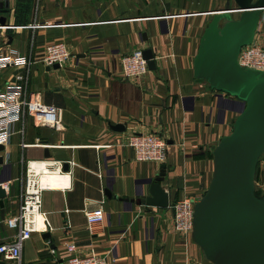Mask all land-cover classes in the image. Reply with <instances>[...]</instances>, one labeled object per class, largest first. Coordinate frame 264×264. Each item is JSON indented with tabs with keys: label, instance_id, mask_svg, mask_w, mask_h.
<instances>
[{
	"label": "crops",
	"instance_id": "0c3cea01",
	"mask_svg": "<svg viewBox=\"0 0 264 264\" xmlns=\"http://www.w3.org/2000/svg\"><path fill=\"white\" fill-rule=\"evenodd\" d=\"M7 1V11L0 10L1 53L17 52L31 64L0 70V91L21 84L25 96L40 94L43 104L60 110V127H35L29 117L11 126L0 151V184L7 185L0 198V244L15 239L5 221L18 213L26 166L72 162L62 166L70 172V190L41 197L49 237L33 234L23 244L20 264H62L71 243L79 256L92 252L109 264H211L191 236L174 230L172 205L197 202L206 193L212 152L244 108L193 75L200 38L228 0ZM230 6L237 9L232 0ZM253 42L264 45V11ZM54 43H63L70 56L61 68L47 70L43 51ZM146 49L154 70L124 80L121 58ZM117 125L122 132L113 131ZM132 133L166 140L164 163L137 162L126 144ZM161 165L166 175L160 186L169 194V207L137 204L149 196L148 182ZM254 184L264 192L263 170ZM98 208L103 222L90 234L85 212Z\"/></svg>",
	"mask_w": 264,
	"mask_h": 264
},
{
	"label": "water",
	"instance_id": "95a60500",
	"mask_svg": "<svg viewBox=\"0 0 264 264\" xmlns=\"http://www.w3.org/2000/svg\"><path fill=\"white\" fill-rule=\"evenodd\" d=\"M230 1L205 28L193 60V75L211 90L242 102L244 108L231 133L221 138L212 152V175L206 193L194 204L191 239L211 264H264V197L257 198L254 187L257 164L264 152V73L237 64L241 48L253 43L264 0H232L239 12L236 20ZM7 9L5 0L0 10ZM222 20L226 22L222 24ZM0 24L5 26V18H0ZM142 56L148 70H154L151 50H143ZM112 129L122 132L123 126ZM3 149L0 146V151ZM44 155L47 157L46 151ZM63 168L67 169L66 164ZM165 175L166 167L161 165L157 176L148 182L149 196L137 204L169 207V194L160 186ZM48 237V233L42 236Z\"/></svg>",
	"mask_w": 264,
	"mask_h": 264
},
{
	"label": "built area",
	"instance_id": "2783aa9c",
	"mask_svg": "<svg viewBox=\"0 0 264 264\" xmlns=\"http://www.w3.org/2000/svg\"><path fill=\"white\" fill-rule=\"evenodd\" d=\"M4 0H0V4ZM69 52L63 43L47 45L43 51L41 63L52 68L58 65L60 68L69 59ZM31 64L17 52L1 53L0 70L8 68H26ZM237 64L239 67L264 73V45L254 42L241 48ZM148 72L147 60L142 56V51L136 50L120 60V74L124 80H138ZM16 81L22 82L23 76H16ZM21 84H7L0 91V146H6L11 135V126L18 123L24 117H29L35 127H43L58 130L60 127V110L54 106L42 103L40 94L27 97L24 95ZM127 146L132 150L134 159L140 163L162 164L166 160L169 146L163 138L156 134L132 133L127 139ZM99 149V146H96ZM63 163L68 166L72 162L46 161L40 163L38 170L33 168L32 163L26 166L24 177V189L20 196L18 213L8 218L6 226L16 232L12 243L0 244V261L20 264L23 244L33 234H44L51 230L50 224L42 211V194L50 190L67 191L71 188L70 172L62 169ZM52 167H55L52 170ZM51 183V184H50ZM0 187L7 191L6 184ZM102 203V202H101ZM189 199L178 201L172 205L174 230L182 235L191 236L194 204ZM86 230L92 234L97 226L103 222V213L100 208L85 212ZM67 257L62 264H109L107 259L90 253L79 256L75 244L66 247ZM53 253V251H50ZM31 264V263H29Z\"/></svg>",
	"mask_w": 264,
	"mask_h": 264
},
{
	"label": "rangeland",
	"instance_id": "374dc122",
	"mask_svg": "<svg viewBox=\"0 0 264 264\" xmlns=\"http://www.w3.org/2000/svg\"><path fill=\"white\" fill-rule=\"evenodd\" d=\"M234 8H232V10H233ZM234 10H237V9H234ZM233 11H231V13H232ZM234 16H236L237 18H238V15L237 14H234ZM226 21L225 20H222V24H224ZM261 29H260V34H261ZM259 39H261V36H260V38ZM230 133H231V131H230ZM261 170H263L264 171V152L262 153V155H261V157H260V159H259V161H258V164H257V168H256V172H255V177H254V180L256 179V177L258 176L259 177V174H260V171ZM254 187H255V184H254ZM204 196V195H203ZM202 196V197H203ZM255 196L257 197V198H262V197H264V192L262 191V189L260 188V187H257L256 189H255ZM201 197V198H202ZM200 198V199H201ZM199 199V200H200ZM198 200V201H199Z\"/></svg>",
	"mask_w": 264,
	"mask_h": 264
},
{
	"label": "bare ground",
	"instance_id": "6f19581e",
	"mask_svg": "<svg viewBox=\"0 0 264 264\" xmlns=\"http://www.w3.org/2000/svg\"><path fill=\"white\" fill-rule=\"evenodd\" d=\"M33 166V165H32ZM33 168H35L34 166H33ZM37 170H38V168H36ZM51 184V183H50Z\"/></svg>",
	"mask_w": 264,
	"mask_h": 264
}]
</instances>
